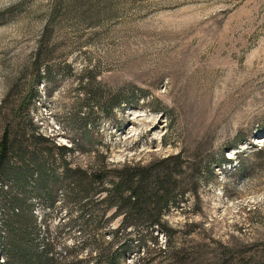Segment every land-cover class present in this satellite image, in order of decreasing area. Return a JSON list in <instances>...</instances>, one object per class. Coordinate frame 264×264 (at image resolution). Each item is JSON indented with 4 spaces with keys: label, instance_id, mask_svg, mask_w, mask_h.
Wrapping results in <instances>:
<instances>
[{
    "label": "rangeland",
    "instance_id": "rangeland-1",
    "mask_svg": "<svg viewBox=\"0 0 264 264\" xmlns=\"http://www.w3.org/2000/svg\"><path fill=\"white\" fill-rule=\"evenodd\" d=\"M5 140L29 184L0 187V264L15 243L54 264H264V0H0ZM179 153L197 192L174 188L170 240L99 203L125 166Z\"/></svg>",
    "mask_w": 264,
    "mask_h": 264
},
{
    "label": "trees",
    "instance_id": "trees-1",
    "mask_svg": "<svg viewBox=\"0 0 264 264\" xmlns=\"http://www.w3.org/2000/svg\"><path fill=\"white\" fill-rule=\"evenodd\" d=\"M1 147L0 152V187L4 185V182L9 179L11 175H16V179L18 184L28 185V181L26 177H21L20 174L16 172L9 173L8 169L5 168V165L10 159V153L13 154L14 151L13 146H9L8 142L5 140ZM22 155V154H21ZM22 160H24V156H20ZM182 158L181 153L174 155L173 157H169L167 159H163L159 161L160 168L153 169L152 165H128L123 168L121 171V178L118 183H114L112 190L104 189L103 191L107 192V198L99 201L101 204H107V208L111 209L114 205H117V213H115L114 217L125 214L124 223H128L129 220L131 222H136L138 225H143L148 228H152V230L158 229L159 232H162L167 240H170L172 235L175 233V230H172L169 225L162 219V213L165 209H167L170 204H177V197L181 195L184 197L190 191L195 195L197 192L196 182H193V177L196 172L189 173L184 175L181 172L183 164L180 159ZM25 161V160H24ZM166 162H173L174 164L171 168L170 166L165 167ZM225 164L233 165L234 162L232 159L223 158ZM31 163L39 168L40 178L46 179V183L48 182V176L45 170L38 165L37 159L32 158ZM241 166L239 167V169ZM238 169V171H240ZM82 172L81 170H79ZM77 170L67 169L65 172V179H70L73 181V184H77V180H75L74 173H78ZM183 174V175H182ZM97 181H101V176L96 175ZM7 178V179H6ZM191 182V189L187 191L188 183ZM78 187H82L81 182H79ZM185 185V187H184ZM194 185V186H193ZM174 188H178L177 194H173ZM100 193V192H99ZM127 193V195H126ZM51 194L48 193V197L50 198ZM15 202L20 204V210H22L24 206V200L15 199ZM12 214L14 215V220L18 221L20 215L17 212L18 210L11 209ZM20 213H23L20 211ZM114 217L111 219L113 220ZM17 227L20 225L17 223ZM6 226V222H5ZM8 228L15 232L12 226L8 224ZM27 230V228H26ZM24 231V234L26 233ZM154 244L159 246V242L157 238H153ZM14 245L18 246L17 243ZM12 245H7L4 255L8 260V263L13 261H18L20 264H54V259L48 256V252L46 247L36 248V250L32 253H26L24 257L17 255L16 247ZM32 245V244H31ZM31 250V247H30ZM183 250L173 251L169 253L170 264H174L176 261L181 264H221V261L224 259L211 262L210 260H202L199 258H193L188 263H183L182 255ZM264 257V256H263ZM34 259V260H33ZM36 260V261H35Z\"/></svg>",
    "mask_w": 264,
    "mask_h": 264
}]
</instances>
